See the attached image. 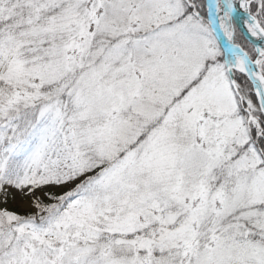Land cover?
Here are the masks:
<instances>
[{
  "label": "snow or ice",
  "instance_id": "1",
  "mask_svg": "<svg viewBox=\"0 0 264 264\" xmlns=\"http://www.w3.org/2000/svg\"><path fill=\"white\" fill-rule=\"evenodd\" d=\"M0 264H264V0H0Z\"/></svg>",
  "mask_w": 264,
  "mask_h": 264
}]
</instances>
